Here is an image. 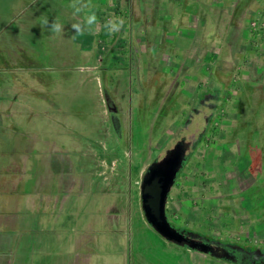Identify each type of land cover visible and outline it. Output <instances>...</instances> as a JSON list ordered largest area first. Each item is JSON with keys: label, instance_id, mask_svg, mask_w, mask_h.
Instances as JSON below:
<instances>
[{"label": "rangeland", "instance_id": "1", "mask_svg": "<svg viewBox=\"0 0 264 264\" xmlns=\"http://www.w3.org/2000/svg\"><path fill=\"white\" fill-rule=\"evenodd\" d=\"M71 2L0 0V107L11 108L0 112L1 157L51 150V169L68 171L67 209L82 216L85 205L110 203L121 214L105 234L125 236L127 264H227L159 235L143 217L138 185L141 170L181 134L194 91L223 86L220 134L208 135L177 178L166 212L177 228L264 240V68L237 74L226 61L233 50L259 64L242 15L260 1L124 0L133 8L117 17L125 29L95 34L86 49L88 31L72 39L71 24L102 10L101 0H84L89 8L78 15ZM44 18L64 32L50 33ZM38 87L53 90L38 101ZM17 111L30 119L19 122Z\"/></svg>", "mask_w": 264, "mask_h": 264}, {"label": "crops", "instance_id": "2", "mask_svg": "<svg viewBox=\"0 0 264 264\" xmlns=\"http://www.w3.org/2000/svg\"><path fill=\"white\" fill-rule=\"evenodd\" d=\"M259 1L254 8L250 6L245 9L242 15V35L253 39L249 47L259 53L256 55L259 64L254 65L249 56H238L237 52L230 50L226 61L237 74L251 67L256 72L264 68V25L256 31L252 29V32L249 26L256 12H264V0ZM123 2L101 0L103 9L98 8L95 12L99 15L97 23L82 39L85 49L93 44L95 34L105 30L106 20L111 17L121 18L126 8L133 9L130 5L125 7ZM90 12H94L93 9ZM125 25L123 23L121 31ZM254 42L256 44L253 46ZM224 70L223 65V76ZM12 90L14 98H17L19 88L13 87ZM38 90L35 89L39 93L35 92L33 96L39 101L47 98L46 93L53 89L45 92L38 87ZM54 90L57 93V89ZM28 94L27 97H31L30 91ZM46 106L50 109L49 104ZM53 108V113L60 119L59 114L64 110L60 106ZM5 111H11V108L0 107L1 113L6 114ZM27 113L17 111L15 115L19 117V122L28 121L30 118ZM38 147L34 148V153H31L30 148L27 154L0 155V264H127L125 236L115 241L113 236L105 234L109 232V224L121 214H116L110 203L95 204V207L91 204L83 205L89 212H84L82 216L75 213L79 208L71 206L70 210V207L67 209L68 171L58 170L56 166L51 169V150L48 151L44 146Z\"/></svg>", "mask_w": 264, "mask_h": 264}, {"label": "water", "instance_id": "3", "mask_svg": "<svg viewBox=\"0 0 264 264\" xmlns=\"http://www.w3.org/2000/svg\"><path fill=\"white\" fill-rule=\"evenodd\" d=\"M194 132H188L187 128L183 129L175 146L168 150L164 157L153 159L140 176L139 193L142 214L146 222L167 242L187 244L188 247L216 257L227 258L229 250H233L228 243L221 240H206L205 234L195 241L198 233L190 232L187 235L183 230H178L165 213L168 192L177 173L185 165L194 148L191 141Z\"/></svg>", "mask_w": 264, "mask_h": 264}, {"label": "flooded vegetation", "instance_id": "4", "mask_svg": "<svg viewBox=\"0 0 264 264\" xmlns=\"http://www.w3.org/2000/svg\"><path fill=\"white\" fill-rule=\"evenodd\" d=\"M163 60L164 59L162 57L161 61L163 62ZM208 83L206 82L204 85L200 86L196 91H194V94L190 102L187 105V109H186L187 116L185 117L183 115L181 116L183 124L181 125V128L179 130L180 132L179 131L178 132L182 133L181 131H183V129L185 128L189 129L190 127L193 126L195 132L193 131L194 136L192 137L191 141H192V145L194 148L190 156L188 157V160L185 163V165L177 173L173 184L175 183L177 178L178 180L180 179L179 177H181V173L184 171L187 165H189L188 163H190L191 159L194 158L193 156L196 155V152L200 151L201 148L204 146L203 144L207 140L208 135H212L213 133L215 135H218V133L220 134L221 126L223 124L222 115H223V110L225 109L223 108V101H225V94L223 93V86H220L217 90H215L216 88L213 85H211V83L210 85H208ZM193 115L202 116L203 117L202 124L192 122L191 118ZM179 135L180 134H178V137H176L175 143L169 148H167L161 155L157 156L155 159H160L164 157L166 153L168 152V150H170L171 148L175 146L176 142L179 139ZM215 138L214 140L216 141ZM198 160H200V158ZM148 166H149V163L141 170L140 176L148 168ZM234 171L236 170L235 169L230 170V172H234ZM200 175H203V173H200ZM234 176H236V174H233V173L230 174V177H234ZM139 181H140V177H139ZM139 181H138V185H139ZM229 183L227 182L225 184H229ZM220 184L223 185V182H221ZM200 186H201L200 184L194 185L195 189H197L198 191L201 188ZM170 190L168 192L167 202L165 204V213L167 215V218L169 217L168 220L172 222L174 220L166 212L167 205L169 202L168 200L170 198L169 197ZM204 192H207V191H204ZM178 230H183L187 235L190 234V232L198 233V236H196L195 241H197V238H200L202 235L205 234L207 235L205 237L206 240H209V241L221 240V242L228 243L229 246L232 247L233 250H229L227 258H220L214 255L205 253L203 251H200L196 248L188 247L187 244H183V245L176 244V245L185 246L198 253L212 256L216 259L222 260L224 263H227V264H264V240H262L261 238L258 241H256V240H251L249 235H247L245 238H240L238 236L235 237L232 235L222 237L219 235L210 234L206 231H201V230L197 231L188 226L178 227ZM172 244H175V243H172Z\"/></svg>", "mask_w": 264, "mask_h": 264}, {"label": "clouds", "instance_id": "5", "mask_svg": "<svg viewBox=\"0 0 264 264\" xmlns=\"http://www.w3.org/2000/svg\"><path fill=\"white\" fill-rule=\"evenodd\" d=\"M74 11V15H78L83 12L86 8H89V4L84 3V0H72L69 5ZM97 23V16L94 12H90L85 16L84 22L73 23L71 24V28L74 30V35L71 37L72 39H76L77 36L83 35L85 31L91 30L92 26ZM123 20L110 18L105 21L104 28L106 33L111 36L121 31L123 27ZM42 27H46L50 33L52 34H60L64 32V26L55 20L49 23L47 18L42 20Z\"/></svg>", "mask_w": 264, "mask_h": 264}, {"label": "built area", "instance_id": "6", "mask_svg": "<svg viewBox=\"0 0 264 264\" xmlns=\"http://www.w3.org/2000/svg\"><path fill=\"white\" fill-rule=\"evenodd\" d=\"M264 25V15L262 13H259L255 18L252 19L250 23V27L253 30H258L262 28Z\"/></svg>", "mask_w": 264, "mask_h": 264}]
</instances>
